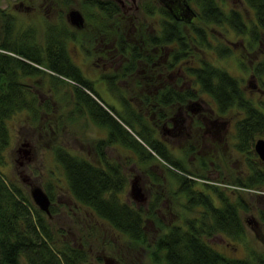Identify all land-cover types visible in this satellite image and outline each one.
Masks as SVG:
<instances>
[{
	"label": "trees",
	"instance_id": "1",
	"mask_svg": "<svg viewBox=\"0 0 264 264\" xmlns=\"http://www.w3.org/2000/svg\"><path fill=\"white\" fill-rule=\"evenodd\" d=\"M80 1L84 13L101 20L102 23L115 21L121 14L119 5L113 0ZM182 1L193 12L198 13V19L209 29L211 26L229 25V29L237 35L246 37L251 46L259 43L264 36V0H242L255 14L257 25L251 28L244 24L239 12L231 10L227 14L217 5L216 0ZM141 8L146 15L152 14L154 10L152 2L145 3ZM164 18L170 19L168 14ZM161 26L162 31L158 34L160 39H155L146 45L165 48L172 42L175 43V52L172 53V59L166 68L175 66L177 70L180 69L185 75L187 74L186 76H190L192 83L199 85L200 90L216 102L221 112L232 107L243 111L245 117L241 128L243 132H248L250 135L264 133V108L256 109L250 100L245 98L239 82L227 71L196 54V51L209 49L216 51L220 58H226L229 56V49L221 45L213 46L208 39L209 34L200 25L194 29L192 35H186L181 21H177L174 25L161 22ZM67 29L66 25L64 27L47 25L43 50L41 48L39 53L37 50L31 53L27 49L29 40L21 41L23 46L19 45L20 41L12 40L15 39L13 18L0 10V167L4 163L3 151L9 145L7 120L22 109L37 113L39 109L48 107L46 104H40L37 93L33 90L41 87L48 79L55 88L68 87L75 111L84 107L90 119L109 131L108 140L97 143L98 149L102 150L109 143H118L133 152L140 162L155 159L151 154L154 153L170 165L169 159L158 151L156 144L150 139V132L143 128L144 123L133 115L130 107L126 108V113H120L113 107H107L108 112H106L93 101L91 95H97L92 82L72 64L67 54V42L75 39V35L68 33ZM113 35L121 37L115 33ZM127 52L130 53L131 58L125 68L128 71H136L140 61L137 48H128ZM145 62L150 65V61ZM256 69L259 72L257 76L264 77L261 72L264 70V61ZM34 78L37 81L33 83L35 87H31L28 81ZM186 92L183 95L176 93L177 95L170 99L184 101L195 98L193 93ZM250 135L243 139L249 140ZM53 155L63 171L71 197L125 235L127 243L132 246L149 244L146 241L148 235L143 230L146 227L145 219L126 204L120 203L118 199L127 184L126 177L118 165L113 164L111 167L103 160L104 168H98L89 160L72 155L67 149L59 147L53 150ZM170 166L176 170L173 171V177L181 184V195H189L188 188L185 187L187 182L185 172L179 167ZM255 180L256 184H259L260 176L257 175ZM52 190L54 187L50 184L45 187V192L51 201L54 199ZM238 204L243 210L241 199ZM227 209L224 215L226 223L223 225L224 229L222 227H220L222 230L218 229L226 236H232L228 228L232 229L234 225L233 213L230 211L231 208ZM55 212V208L51 206L50 217H53ZM262 216L264 219V214ZM237 232L241 237L242 228L239 227ZM59 233L53 232L48 216L35 206L27 191L17 183L5 179L0 171V264H92L90 262L92 251L89 252L91 248L87 245V240H90L91 236H82L78 245L79 242L75 244L73 240H62V242L56 240L59 237H55ZM154 239V242L150 243L154 245V252L150 256L153 264H264V258L257 253H251L246 259L226 257L205 244L201 237L179 229L171 230L168 234Z\"/></svg>",
	"mask_w": 264,
	"mask_h": 264
},
{
	"label": "flooded vegetation",
	"instance_id": "2",
	"mask_svg": "<svg viewBox=\"0 0 264 264\" xmlns=\"http://www.w3.org/2000/svg\"><path fill=\"white\" fill-rule=\"evenodd\" d=\"M140 2H144V4L148 2L153 3L154 10H152V14L147 15L148 18H157L156 16L159 14V16L162 15L163 20L154 21L157 26L151 28L152 30L150 32L148 31V26L145 28L144 23L143 26L147 30V34L153 36L147 37V35L146 39H144V35L139 37L133 35L129 37L126 34L127 32L124 33V31L120 32L119 30L113 31V21L105 23L103 28L97 30L99 32V38L95 36L96 38L92 39V46L95 48L92 60L94 69L101 74V81L106 88L102 94L106 97L103 100L96 83L89 80L93 84L92 87L96 92L95 95H97H91V98L106 112H108L107 107H113L120 113H126V108L130 107L133 115L144 123L143 128H146L148 133L150 132V139L156 144L158 151L169 159L170 165L176 168L179 167L185 172L187 177L185 187L188 188L189 195H181V184L173 177V171L176 172L174 167L158 158L154 153L151 154L155 159L140 162L139 158L133 152L125 149L118 143H109L102 150L98 149L97 143L101 140H108L109 131L104 127L98 126L90 119L84 107L79 108L76 112L87 115L91 123L100 128L103 135L99 136L93 143L91 147L93 148L92 156L88 159L84 157L80 158L89 160L98 168H104L103 160L111 167L113 164L120 167V171L125 175L127 180L126 187L129 185L130 188L128 192L129 198L121 199V193L118 199L120 203L126 204L138 212L142 216V219H145L146 227L143 230L148 237H153L148 242H154L155 237L166 235L171 230L179 229L190 235L201 237L205 244L221 254L222 252L215 245L217 247L220 246L218 243L223 242L220 237L226 236L219 229H224L223 225L226 224L224 215L228 211L227 208H231L230 211L233 213L234 221L231 219L232 216L230 220L235 226L233 225L232 229L228 228V231L232 232V236L226 237L234 241H239L244 236L242 215L245 216L252 210L250 200L252 201L255 197L257 199H264V191L260 192L259 196L255 191L258 188L264 189V162L255 150L256 142L264 139L259 138L258 134L250 135V133L241 130L245 117L244 112L240 109L238 111L237 107H232L225 112H221L214 101L216 105L215 114L217 112L218 117H211L212 110L204 106L200 100L199 92L208 94L202 92L199 85L193 84L192 78L186 76L187 74L185 75L182 70H177L175 66L170 69L166 68L167 64L171 61L170 59H172V53L176 49L174 42L165 48L146 45L148 42L160 39L158 34L162 31L161 22L174 25L177 21H181L186 35H192L194 29L198 28L199 25L209 34V27L198 19V13L193 12L182 0H141ZM139 9L140 7H138ZM142 14L144 17V11H142ZM167 14L170 19L164 18ZM64 23L67 24L68 33L75 35L72 43L77 42L76 34L85 32V22L82 29L72 27L67 17ZM57 25L64 27V24H61V22H58ZM143 26H139L140 30ZM114 33L121 37L114 36ZM141 33H144V31ZM86 40L91 42L89 38ZM78 43H82V41L79 40ZM82 47L85 48L84 46ZM133 47L137 48V56H140V61L138 62L139 67L136 71H128L125 65H127V61H129L131 56L127 52V49H133ZM196 52L203 54V51ZM146 60L150 61V65L145 62ZM262 61H264L263 56L257 62L251 63V73L254 83L251 81L247 86L251 89L249 91H255L259 95L264 96V77L257 76L259 72L256 69ZM148 67L155 69V74L151 73L152 69H147ZM261 72L264 74V70ZM133 76H138L139 82L129 88L127 86L128 78ZM99 88L102 89L101 86ZM186 91L193 93L195 98H188L184 101L170 99L172 96H176V93L183 95L187 93ZM244 96L247 100H250L256 109L260 110L262 107L264 108V101L252 102L245 93ZM40 104H46L44 99L40 101ZM232 109L237 110L240 116L232 118V125H235L233 126V132L229 131L233 133V138L229 139L228 136L225 137V133L228 132L227 130L231 124L225 121L223 116L228 110ZM247 135H250L249 140L243 139V137H248ZM210 142L213 144H210ZM118 146L130 153V159L136 160L139 163L137 164L135 162L136 164L133 166L135 169L130 168L129 174L131 177L129 176V178L126 174V169L118 161L119 159H116V162H114L111 158V149H117L115 147ZM228 146L231 148H228ZM100 153L103 155L102 158ZM234 153L237 155V159L240 156L245 161L242 164L245 168L243 169V175H241V171H239L238 176L236 174H231L230 176L225 173L226 171L228 172L231 166L236 164L235 161L237 159ZM23 154L25 155L26 152L24 151ZM187 155H194L193 158L195 161H198V165L195 163L188 165ZM228 156L229 159H226ZM238 166L240 165L236 167ZM165 174L173 180L174 187L170 191H166L165 189V184H167ZM257 175L260 176L259 184H256L255 180L257 179ZM134 182H137V187L141 191V200L134 199L131 195V187ZM226 189H230V191L227 192ZM238 189H242L248 194L245 196ZM44 193L46 194V192ZM240 199L244 205L243 210L240 209L238 204ZM54 201L58 200H50V207H54ZM67 201H69L67 203L74 205L77 210L79 208L85 209L83 211L91 219L98 218L94 211H91V209L84 206L74 197L67 198ZM260 218L259 223L253 219L247 220L246 223L253 224L254 228L260 227L264 229L262 212ZM103 222L102 224L97 222V225L100 223L103 228L102 231H105L107 234L104 235L101 244L104 245V249H106V246L117 249V243L121 240L120 238H126V236L112 228L106 221ZM239 227L242 228L243 232L241 237L237 232ZM88 235L93 237L94 233L89 231ZM104 249L102 253H106ZM91 251L89 250V252ZM110 252H112L113 256L106 254L97 255L96 261L101 262V264H123L121 261L122 257L117 250L110 249ZM92 255L93 253L91 252Z\"/></svg>",
	"mask_w": 264,
	"mask_h": 264
},
{
	"label": "rangeland",
	"instance_id": "3",
	"mask_svg": "<svg viewBox=\"0 0 264 264\" xmlns=\"http://www.w3.org/2000/svg\"><path fill=\"white\" fill-rule=\"evenodd\" d=\"M113 1L116 2L122 10L119 17L113 21V31L119 30L120 32H127L126 34H128L129 37L133 35L137 37L144 35V39H146L148 34L145 28L148 26V31L150 32L152 30L151 28L157 26L154 21L163 20L162 15L159 16V14L156 16L157 18L154 19L148 18L145 14L143 17L141 6L144 5V2H140L141 0ZM216 1L218 3L217 5L227 14L231 10L239 12L244 24L248 28L257 25L253 10L249 8L244 1ZM138 7H140V12ZM0 10L5 11L13 18L15 39L13 38L12 40L20 41L19 45H21V41L24 42L25 40H29V48L27 49H29L31 53H34L35 50L39 53L41 48L43 50L45 38L47 36V25L53 24L58 26V22L67 25L64 23V20L66 21L68 12L71 10L79 11L84 17L86 27L84 33L76 34L77 40H81L82 43H78V41L73 43L68 41L66 51L72 64L80 69L85 78L96 83L100 90L101 98L105 100L106 96L104 97L102 93L103 90L105 92L106 88L101 81V74L94 69L92 60V56L95 52V48L92 46V39L96 38L95 36L99 38V32L97 30L103 28L105 23H102L99 19H94L86 15L81 7L80 0H0ZM144 23L145 28L143 26ZM139 26H143L141 30ZM228 26H211V28L208 29V39L211 44L213 46H226L229 49L228 57L220 58L216 51L209 49L203 50V54H196L199 55V57L207 59L218 68L227 71L232 78H235L239 82L240 87L252 102H258L259 100L264 101L263 95H259L255 91H249L251 89L247 86L251 81L254 83L251 73V63L260 60L261 56L264 57V36L261 37L260 44L256 43L254 46H251L248 44L249 41L246 37H240V35H237L232 29L230 30ZM143 31L144 33H141ZM87 38L91 39V42L86 40ZM147 69H152L151 73L153 74L156 72L152 67H148ZM36 81L37 79L34 78L33 80H29L28 84L32 87L34 86L33 83ZM44 82L45 83L42 84L41 87L33 90L37 93L38 101L44 99L48 107H43V110L39 109L37 113L22 109L15 112L6 122L7 131L9 133V145L6 150L3 151L4 163L0 167L1 173L5 179L17 183L26 190L30 199V192L34 188H41L45 192V187L49 184L55 186L54 190L51 192L54 199L58 200L54 201L56 212L53 217L48 216L53 232H60L55 238L59 237L56 240L60 242H62V240H73L75 244L79 242L78 245H80L82 236H89V231L93 232V239L87 240V245H90L93 253V255L90 256L91 263L101 264V262L96 261L97 255L106 254L113 256L110 249H114L117 250L122 257L121 261L123 264H153L150 256L154 252V245L150 244L151 242H149V244L145 243L143 246H132L130 243H127V238L121 237V240L117 243V249L109 246H106V249H104L105 247L101 242L104 235L107 234L105 231H102L103 228L101 224L103 221L97 217L91 219L90 216L86 215L85 211H83L85 209L79 208L77 210L74 205L67 203L69 202L67 198L69 199L71 195L69 194L63 171L58 167L59 165H57L55 161L53 150H56L58 147L65 150L67 149L69 153L75 156L88 159L93 154V148H91L93 143L99 136H102L103 133L100 128L91 123L87 115L75 111V106L71 100L72 97L68 87L57 86V88H55L51 85L49 79ZM137 82H139L138 76L129 77L127 86L131 88ZM99 86H101L102 89L99 88ZM199 94L200 100L204 106L212 110L210 114L211 117H218V113L216 112L215 114L216 105L214 100L206 94H202L201 92H199ZM237 110L239 111V109ZM237 110H228L223 116L225 121L231 124L227 130L228 132L225 133V137L228 136L229 139L233 138V133L231 132H233V126L235 125H232V118L240 116ZM258 137L264 139V133H258ZM210 144L213 143L210 142ZM115 148L117 149H111L112 154H110L112 160L116 162V159H119L118 161L121 162L124 169H126L128 178L129 176L131 177L129 170L130 168L135 169L133 166L137 163L136 160L130 159V153L125 149L119 146ZM228 148L231 147L228 146ZM24 151L26 152L25 155L23 154ZM193 156L194 155H187L188 160H186L188 165H193V163L198 165V161L196 160V162ZM235 158L237 159V155H235ZM226 159H229V156ZM235 162L236 164L229 168L231 172L228 169V172L226 171L225 173L230 176L231 174H236L238 176L239 171H241V175H243V169L245 168L242 164L245 161L242 157L238 156ZM237 165L240 166L236 167ZM164 176H166L167 183L165 184V189L166 191H170L174 187L173 180L167 174ZM171 180L172 182H170ZM129 188L128 185L122 193L121 199L129 198ZM226 190L227 192L230 191V189ZM238 191L244 193L245 196L248 194L242 189H238ZM255 191L259 196L260 192L264 191V189L258 188ZM250 202L252 210L245 216L242 215L244 224V236L242 239L234 241L224 236L220 237L223 240V242L218 243L220 246L217 247V245H215V247L222 252L221 254L226 257L246 259L250 257L251 253H257L264 258V229L260 227L254 228L253 224L246 223L247 220L252 219L258 223L260 222L261 212L264 214V199H257L255 197L252 201L250 200ZM97 222L101 224L98 223L99 225H97ZM117 235L119 236V234ZM106 238L108 239V237ZM152 238V236H149L146 241H151ZM103 249L106 253H102Z\"/></svg>",
	"mask_w": 264,
	"mask_h": 264
},
{
	"label": "water",
	"instance_id": "4",
	"mask_svg": "<svg viewBox=\"0 0 264 264\" xmlns=\"http://www.w3.org/2000/svg\"><path fill=\"white\" fill-rule=\"evenodd\" d=\"M67 20L69 24L76 28L82 29L84 26V17L83 15L77 10H71L67 14ZM255 150L260 159L264 162V140H258L255 144ZM131 195L134 199L141 200L142 195L140 189L137 187V182H134L131 187ZM31 199L35 206L42 211L43 213L50 216L49 207H50V200L48 196L44 193L41 188H34L31 192Z\"/></svg>",
	"mask_w": 264,
	"mask_h": 264
}]
</instances>
